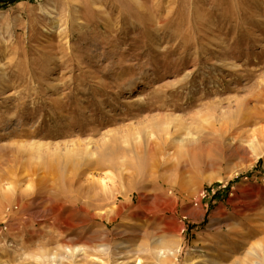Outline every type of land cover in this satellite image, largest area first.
<instances>
[{
  "label": "rangeland",
  "instance_id": "obj_1",
  "mask_svg": "<svg viewBox=\"0 0 264 264\" xmlns=\"http://www.w3.org/2000/svg\"><path fill=\"white\" fill-rule=\"evenodd\" d=\"M262 258L264 0H0V264Z\"/></svg>",
  "mask_w": 264,
  "mask_h": 264
},
{
  "label": "bare ground",
  "instance_id": "obj_2",
  "mask_svg": "<svg viewBox=\"0 0 264 264\" xmlns=\"http://www.w3.org/2000/svg\"><path fill=\"white\" fill-rule=\"evenodd\" d=\"M58 26V23L55 22V27ZM181 142H184V140H182ZM98 185H99V188L101 189V191L99 190V192L103 195H106V194H110V191H109V188H108V181L106 180H101V181H98ZM68 250V253H72V254H81L84 252V249L80 248V247H76V248H73V249H67ZM75 256V255H74ZM169 258V257H168ZM168 258H165L163 257V262L166 263L168 260ZM263 264H264V258L261 259Z\"/></svg>",
  "mask_w": 264,
  "mask_h": 264
}]
</instances>
